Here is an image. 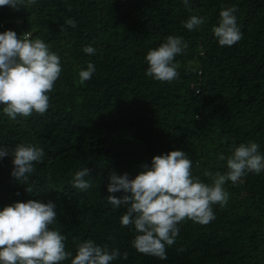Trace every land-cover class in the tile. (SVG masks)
Here are the masks:
<instances>
[{"label": "trees", "instance_id": "16d2710c", "mask_svg": "<svg viewBox=\"0 0 264 264\" xmlns=\"http://www.w3.org/2000/svg\"><path fill=\"white\" fill-rule=\"evenodd\" d=\"M232 5L243 38L220 46L212 27ZM192 14L206 22L189 31L183 21ZM8 29L45 40L63 71L43 115L11 120L0 111V145L30 142L45 150L27 184L11 175V153L0 159V208L54 201L52 227L67 237V249L75 255L78 243L91 238L119 249L111 264H264V172L227 181V204L212 206L216 216L208 224L181 222L164 260L133 247L134 226L120 223L129 205L107 201L113 172L134 178L157 154L185 151L192 174L210 183L206 173L227 172L218 157L230 155L233 142L255 140L264 152V0H191L190 6L182 0H38L29 9L0 6V31ZM168 35L182 36L187 48L175 57L180 76L161 82L145 75V56ZM88 44L95 54L84 53ZM89 61L96 72L81 84L79 70ZM83 167L92 186L75 189L73 177Z\"/></svg>", "mask_w": 264, "mask_h": 264}, {"label": "clouds", "instance_id": "9594fccd", "mask_svg": "<svg viewBox=\"0 0 264 264\" xmlns=\"http://www.w3.org/2000/svg\"><path fill=\"white\" fill-rule=\"evenodd\" d=\"M190 6L191 0H182ZM38 0H0V6L18 9L30 8ZM235 5L222 8L219 22L212 32L220 46H232L243 38L237 23ZM206 18L192 14L183 21L189 31L204 25ZM66 23L76 27V21L69 18ZM25 31L18 36L12 29L0 31V111L9 119L30 117L33 113L43 115L50 107V92L60 77L63 66L61 57L43 39H32ZM187 48V42L180 35H168L158 47L148 50L145 60L148 64L145 75L161 82H172L180 76L175 57ZM84 53L95 54L91 44L83 47ZM191 71L199 72L198 64H189ZM96 72L94 62H87L79 70L81 84L90 80ZM11 153L14 165L11 175L27 184L28 177L35 171V162H41L45 150L33 143H18L14 148L0 145V159ZM230 155L221 153L226 160L227 172L206 173L211 182L206 183L192 174L193 161L181 149L171 150L152 157L150 165L145 163L143 171L134 178L127 173L113 172L108 192L113 193L107 201L119 208L122 203L129 206L121 216L122 226L133 225L136 235L133 247L146 255L167 259L166 247L174 243L179 235V225L185 219L199 224H208L215 219L213 205L227 204L229 193L224 185L235 184L248 172H264V152L255 140L230 146ZM89 169L75 172L72 186L86 190L92 185L88 179ZM123 190L126 195H114ZM27 191L32 192L31 187ZM56 203L39 199L16 201L0 208V264H60L70 259V264H111L120 257L119 249L109 250L107 245L89 238L80 241L75 255L66 247L67 237L57 228ZM127 252L123 254L127 258Z\"/></svg>", "mask_w": 264, "mask_h": 264}, {"label": "rangeland", "instance_id": "374dc122", "mask_svg": "<svg viewBox=\"0 0 264 264\" xmlns=\"http://www.w3.org/2000/svg\"><path fill=\"white\" fill-rule=\"evenodd\" d=\"M246 198H247V196H246Z\"/></svg>", "mask_w": 264, "mask_h": 264}]
</instances>
